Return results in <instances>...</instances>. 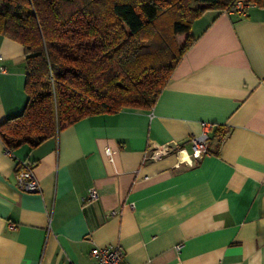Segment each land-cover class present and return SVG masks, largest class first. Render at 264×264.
<instances>
[{"label": "crops", "instance_id": "0c3cea01", "mask_svg": "<svg viewBox=\"0 0 264 264\" xmlns=\"http://www.w3.org/2000/svg\"><path fill=\"white\" fill-rule=\"evenodd\" d=\"M191 34L153 107L89 115L33 148L0 139V264H96L110 245L125 264H264V8L209 10ZM25 83V47L0 34V123L23 110ZM205 129L207 153L188 157ZM170 141L180 155L145 157Z\"/></svg>", "mask_w": 264, "mask_h": 264}, {"label": "trees", "instance_id": "16d2710c", "mask_svg": "<svg viewBox=\"0 0 264 264\" xmlns=\"http://www.w3.org/2000/svg\"><path fill=\"white\" fill-rule=\"evenodd\" d=\"M237 1L264 8V0H0V34L25 47L26 67L27 102L0 123L6 149L36 147L89 115L153 107L197 40L193 22Z\"/></svg>", "mask_w": 264, "mask_h": 264}, {"label": "built area", "instance_id": "2783aa9c", "mask_svg": "<svg viewBox=\"0 0 264 264\" xmlns=\"http://www.w3.org/2000/svg\"><path fill=\"white\" fill-rule=\"evenodd\" d=\"M246 6L243 2L237 1L231 11H237L245 14ZM208 134L206 129L199 136L191 138L192 152L188 155L190 158H200L207 153ZM184 149L176 142L170 141L165 143H154L149 145L145 157L150 160H159L169 153H176L180 155ZM105 156L110 163H114V155L116 149L106 147ZM15 175L19 185L30 191H37L39 189L38 182L33 173V167L30 163L23 159L16 160ZM98 197V192L95 187L89 188V192L85 198L87 201L95 200ZM96 259V264H125L124 252L119 245H110L104 247H94L91 251Z\"/></svg>", "mask_w": 264, "mask_h": 264}, {"label": "rangeland", "instance_id": "374dc122", "mask_svg": "<svg viewBox=\"0 0 264 264\" xmlns=\"http://www.w3.org/2000/svg\"><path fill=\"white\" fill-rule=\"evenodd\" d=\"M178 38H179V40H182L183 39V36H179Z\"/></svg>", "mask_w": 264, "mask_h": 264}]
</instances>
